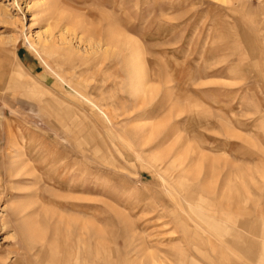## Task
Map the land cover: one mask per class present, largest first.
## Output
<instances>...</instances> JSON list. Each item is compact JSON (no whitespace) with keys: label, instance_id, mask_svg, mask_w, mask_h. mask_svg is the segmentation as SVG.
Returning a JSON list of instances; mask_svg holds the SVG:
<instances>
[{"label":"rangeland","instance_id":"obj_1","mask_svg":"<svg viewBox=\"0 0 264 264\" xmlns=\"http://www.w3.org/2000/svg\"><path fill=\"white\" fill-rule=\"evenodd\" d=\"M64 262L264 264V0H0V264Z\"/></svg>","mask_w":264,"mask_h":264},{"label":"bare ground","instance_id":"obj_2","mask_svg":"<svg viewBox=\"0 0 264 264\" xmlns=\"http://www.w3.org/2000/svg\"><path fill=\"white\" fill-rule=\"evenodd\" d=\"M113 39V38H112ZM116 41V40H115ZM127 47V46H126ZM138 56V55H137ZM140 58V57H139ZM143 67V66H142ZM132 78V77H131ZM132 82H133V87H134V91L135 93H144L145 90V86H146V81L141 77V74H138L137 71L134 72L133 74V78H132ZM146 92V90H145ZM87 238H85L86 240ZM84 262V261H83ZM66 264V262H64Z\"/></svg>","mask_w":264,"mask_h":264}]
</instances>
